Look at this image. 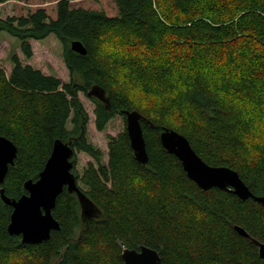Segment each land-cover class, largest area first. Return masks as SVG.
<instances>
[{
    "label": "trees",
    "instance_id": "trees-1",
    "mask_svg": "<svg viewBox=\"0 0 264 264\" xmlns=\"http://www.w3.org/2000/svg\"><path fill=\"white\" fill-rule=\"evenodd\" d=\"M72 1L58 0L55 20L44 10L0 20V33L16 39L27 60L30 40L55 36L67 70L82 84H63L16 55L8 77L0 68V137L17 149L0 189L10 200L25 195L24 183L37 180L60 140L96 164L80 179L74 168L72 174L100 217L84 226L77 197L64 188L51 211L59 230L26 245L8 235L12 208L0 195V264H123L122 249L141 246L162 264H264L234 230L264 243V207L201 190L159 141L163 129L182 135L205 164L236 172L264 197V0H115L114 18L71 8ZM73 42L86 54L72 51ZM93 86L109 99L106 108L92 98L97 131L113 115L142 117L146 165L134 159L126 131L109 138L101 163L86 140L88 118L78 100Z\"/></svg>",
    "mask_w": 264,
    "mask_h": 264
},
{
    "label": "water",
    "instance_id": "water-1",
    "mask_svg": "<svg viewBox=\"0 0 264 264\" xmlns=\"http://www.w3.org/2000/svg\"><path fill=\"white\" fill-rule=\"evenodd\" d=\"M71 50L80 55L86 54L84 47L79 42H73ZM87 96L95 98L106 108L109 107L106 92L99 86H93L87 92ZM123 113L126 121V134L134 159L138 164L146 165L148 155L140 125L142 117L135 111ZM159 141L163 150L179 161L188 179L201 190L207 191L214 188L231 192L242 201L251 199L264 207V197L253 195L236 172L228 168L211 167L205 164L182 135L172 130L163 129ZM73 154V150L67 144L56 140L37 180H28L24 183L25 195H22L18 200H10L0 189L3 203L12 208L7 226L9 236L20 237L21 243L26 245H38L48 241L51 232L59 230V224L52 217L51 211L64 188L69 194H75L77 197L84 226L90 220L100 217V210L87 198L72 174L71 159ZM16 155V147L9 140L0 137V186L4 182L9 166L14 164ZM234 230L238 235L254 244L259 257L264 260V243L251 238L239 227H234ZM121 260L123 264H162L158 253L144 246L137 250L122 249Z\"/></svg>",
    "mask_w": 264,
    "mask_h": 264
},
{
    "label": "rangeland",
    "instance_id": "rangeland-1",
    "mask_svg": "<svg viewBox=\"0 0 264 264\" xmlns=\"http://www.w3.org/2000/svg\"><path fill=\"white\" fill-rule=\"evenodd\" d=\"M57 3L58 0H10L0 4V20L26 18L37 10H44L51 20H55ZM70 6L71 8L102 12L109 18H114L118 14L115 0H74L70 3ZM29 43L32 49V57L30 60H27L20 51L19 42L6 33H0V68L5 72L7 77L10 75L13 67L10 58L16 55L23 66L28 65L45 76L55 77L63 84L72 81L75 84L82 85L80 79L70 74L67 70L63 61L62 45L55 36L50 35L39 41L30 40ZM86 93H78V100L88 118L85 137L89 144L101 152V163L106 165L109 138H114L125 132L126 121L120 115H113L104 131H97L94 124L96 101L89 98ZM68 129H70L69 122ZM74 155L75 165H73V171L80 179L83 171L89 164L95 166L96 164L84 153L78 152ZM79 179L77 181L78 186L86 191V187L82 185Z\"/></svg>",
    "mask_w": 264,
    "mask_h": 264
}]
</instances>
